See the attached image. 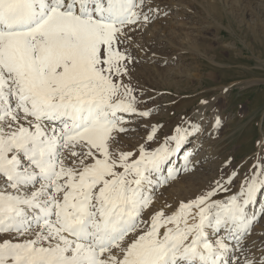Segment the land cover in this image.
Here are the masks:
<instances>
[{"label": "snow or ice", "instance_id": "1", "mask_svg": "<svg viewBox=\"0 0 264 264\" xmlns=\"http://www.w3.org/2000/svg\"><path fill=\"white\" fill-rule=\"evenodd\" d=\"M159 11L153 0H0V264H264V208L253 210L264 152L237 191L228 160L207 191L157 209L156 188L176 179L165 166L201 127L177 126L151 151L150 122L145 144L122 139L152 116L133 73L136 38Z\"/></svg>", "mask_w": 264, "mask_h": 264}, {"label": "rangeland", "instance_id": "2", "mask_svg": "<svg viewBox=\"0 0 264 264\" xmlns=\"http://www.w3.org/2000/svg\"><path fill=\"white\" fill-rule=\"evenodd\" d=\"M168 2L178 4L177 9H166L159 15L163 20L154 19L136 38L143 45L138 52L151 51L153 62L138 60L135 65L134 94L139 100V91L145 90L143 99L153 111L145 123L132 124L140 127L131 138L138 139L137 146L145 144L147 122L157 125L155 139L146 142L148 150H154L177 126L183 127L202 100L216 97L220 107L224 101L215 145L220 163L205 176L210 182L221 179L231 160L238 174L231 186L235 192L264 152V0H160L161 5ZM230 194L221 192L216 198ZM263 194L258 193L253 207L257 213L264 208ZM256 227L257 234L264 231V219H258Z\"/></svg>", "mask_w": 264, "mask_h": 264}, {"label": "bare ground", "instance_id": "3", "mask_svg": "<svg viewBox=\"0 0 264 264\" xmlns=\"http://www.w3.org/2000/svg\"><path fill=\"white\" fill-rule=\"evenodd\" d=\"M153 3L155 5H158L160 9L158 13H155L154 19H157V22L158 20L160 21L162 19L159 15H164L166 9L169 10L167 11L168 13L171 12L172 10H176L177 9L176 6H178V4L172 2H168V4L162 3L161 5L160 0L157 1L153 0ZM138 51L135 53L137 60L146 61L147 63L153 62L152 60L153 56L151 51L144 54ZM153 53L155 52L153 51ZM246 87H248V85H246ZM222 98L223 100H226L224 96H222ZM218 102L219 99L215 97L210 102H208V104H201L199 110L197 109L198 111H195L190 116L188 121L183 125V127H188L189 121L198 123L201 127V132L189 136L187 138V142L183 144L180 151L176 155H174L171 158L169 164L165 166L164 169L165 175L167 174V167L173 166L176 168L177 170L176 179L171 180L168 183L163 184L162 186H158L156 188L154 192L155 208L159 209L167 204L170 205L173 209H175L178 207V204L180 202L182 201L186 202L187 200L193 198L194 194L207 191L209 186L216 181V180L212 182L208 181L209 177L205 176V174L207 175V173L209 174L214 173L219 166L218 163H220L217 159L218 156L215 151V145L220 140L221 134L219 131L220 127L219 128L215 127V119L217 116H219L221 122L223 121L222 115L224 112L223 110H225L224 104L226 103L223 101V104L220 107ZM125 115H126V119H128L129 117L127 116V114ZM131 119L135 120V117H131ZM136 121L138 120H135V122ZM129 126L133 128L132 124ZM134 134L136 135V133ZM131 137L132 134L130 136L122 137V139H124L125 144L135 146L136 143L134 141H137L138 139L133 140L132 139L133 137L132 138ZM189 153H191L192 155H188ZM186 155H188L187 164L184 159ZM199 182L203 184V187H201L202 184H200L199 186L197 185L199 184ZM197 186L201 188L196 189L195 187ZM253 207H257V205L255 204Z\"/></svg>", "mask_w": 264, "mask_h": 264}]
</instances>
